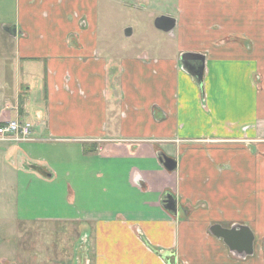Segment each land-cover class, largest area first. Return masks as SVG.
Wrapping results in <instances>:
<instances>
[{
    "label": "crops",
    "instance_id": "crops-1",
    "mask_svg": "<svg viewBox=\"0 0 264 264\" xmlns=\"http://www.w3.org/2000/svg\"><path fill=\"white\" fill-rule=\"evenodd\" d=\"M176 2L169 44L109 60L101 0H0V127L32 125L0 188L14 223L77 225L79 264H264V0Z\"/></svg>",
    "mask_w": 264,
    "mask_h": 264
},
{
    "label": "rangeland",
    "instance_id": "rangeland-1",
    "mask_svg": "<svg viewBox=\"0 0 264 264\" xmlns=\"http://www.w3.org/2000/svg\"><path fill=\"white\" fill-rule=\"evenodd\" d=\"M176 4V0H101L99 35L106 45L104 55L109 60H119L132 52L148 53L169 44L167 34L173 33L156 30L150 15L172 17L177 12ZM128 29L132 30L130 37L126 36ZM112 67L117 74V64ZM4 174V165L0 163V182ZM15 203L16 195L0 188V264H79L70 254L79 239L77 225L17 221L15 224L11 220ZM82 249L80 244L76 245L77 256Z\"/></svg>",
    "mask_w": 264,
    "mask_h": 264
},
{
    "label": "water",
    "instance_id": "water-1",
    "mask_svg": "<svg viewBox=\"0 0 264 264\" xmlns=\"http://www.w3.org/2000/svg\"><path fill=\"white\" fill-rule=\"evenodd\" d=\"M154 26L156 29L165 32V33H173L176 27V20L170 16H161L155 19ZM132 35V30H126V36L130 37ZM193 55H186L182 62L186 66L190 61L196 60ZM199 60V59H198ZM189 61V62H188ZM196 70V74L198 75L199 81H202L203 69L201 72ZM161 161L164 162L165 167L169 170H173L176 166V163L167 158L161 157ZM166 203L171 205V200H166ZM212 233L217 238L222 239L223 242L228 246L231 253H239L242 254V258L245 259L248 256H252L254 254V242L255 238L248 227L235 225L230 229H224L221 226H214L212 228ZM1 241V240H0ZM263 251H264V243H263Z\"/></svg>",
    "mask_w": 264,
    "mask_h": 264
},
{
    "label": "built area",
    "instance_id": "built-area-1",
    "mask_svg": "<svg viewBox=\"0 0 264 264\" xmlns=\"http://www.w3.org/2000/svg\"><path fill=\"white\" fill-rule=\"evenodd\" d=\"M32 125L29 123H21L18 120L8 121L4 126L0 127V140L15 143H22L31 140Z\"/></svg>",
    "mask_w": 264,
    "mask_h": 264
},
{
    "label": "flooded vegetation",
    "instance_id": "flooded-vegetation-1",
    "mask_svg": "<svg viewBox=\"0 0 264 264\" xmlns=\"http://www.w3.org/2000/svg\"><path fill=\"white\" fill-rule=\"evenodd\" d=\"M197 70H198V68H197Z\"/></svg>",
    "mask_w": 264,
    "mask_h": 264
}]
</instances>
